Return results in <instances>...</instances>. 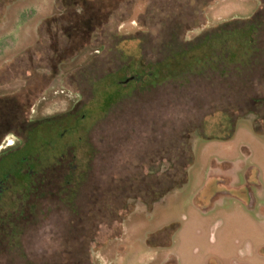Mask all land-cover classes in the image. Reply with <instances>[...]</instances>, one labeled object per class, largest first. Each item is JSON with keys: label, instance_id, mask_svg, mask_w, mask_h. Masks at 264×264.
I'll return each instance as SVG.
<instances>
[{"label": "rangeland", "instance_id": "rangeland-1", "mask_svg": "<svg viewBox=\"0 0 264 264\" xmlns=\"http://www.w3.org/2000/svg\"><path fill=\"white\" fill-rule=\"evenodd\" d=\"M57 1L0 68V264H264V0Z\"/></svg>", "mask_w": 264, "mask_h": 264}, {"label": "crops", "instance_id": "crops-1", "mask_svg": "<svg viewBox=\"0 0 264 264\" xmlns=\"http://www.w3.org/2000/svg\"><path fill=\"white\" fill-rule=\"evenodd\" d=\"M227 1L221 0L219 4ZM57 2V0H11L6 4L0 16V68L10 64L12 58L16 59L31 49L33 44H40L42 36L46 35L41 33L42 26H48V22H51L48 29L53 25L58 26L56 17L61 10ZM48 33L51 34V30Z\"/></svg>", "mask_w": 264, "mask_h": 264}, {"label": "trees", "instance_id": "trees-1", "mask_svg": "<svg viewBox=\"0 0 264 264\" xmlns=\"http://www.w3.org/2000/svg\"><path fill=\"white\" fill-rule=\"evenodd\" d=\"M100 0H78V2H76L75 4H73V6L75 5L76 7H77V5H80L79 6V8L84 12V13H87L90 9H92L94 6H95V4L96 3H98ZM76 7H75V9L73 10V12L75 13V14H78V15H76V16H79V13H77V9H76ZM61 12H65L64 10L62 11L61 10ZM49 21H51V20H49ZM186 180V179H185ZM182 182H184V181H182ZM181 182V183H182ZM178 184V183H177ZM173 188V187H172ZM171 188V189H172ZM170 189V190H171ZM161 197V196H160ZM159 197V198H160ZM158 198V199H159ZM156 201V200H155ZM154 201V202H155Z\"/></svg>", "mask_w": 264, "mask_h": 264}, {"label": "clouds", "instance_id": "clouds-1", "mask_svg": "<svg viewBox=\"0 0 264 264\" xmlns=\"http://www.w3.org/2000/svg\"><path fill=\"white\" fill-rule=\"evenodd\" d=\"M7 135H14V133H8V134H6V136H7ZM17 139H19V138H17ZM7 146H8V147H12V146H14V144H13V142L11 141V142L8 143ZM5 147H6V146H5L3 143H0V150H4Z\"/></svg>", "mask_w": 264, "mask_h": 264}, {"label": "flooded vegetation", "instance_id": "flooded-vegetation-1", "mask_svg": "<svg viewBox=\"0 0 264 264\" xmlns=\"http://www.w3.org/2000/svg\"><path fill=\"white\" fill-rule=\"evenodd\" d=\"M2 193H3V188L0 187V196H1Z\"/></svg>", "mask_w": 264, "mask_h": 264}, {"label": "snow or ice", "instance_id": "snow-or-ice-1", "mask_svg": "<svg viewBox=\"0 0 264 264\" xmlns=\"http://www.w3.org/2000/svg\"><path fill=\"white\" fill-rule=\"evenodd\" d=\"M9 142H11V140H9Z\"/></svg>", "mask_w": 264, "mask_h": 264}]
</instances>
